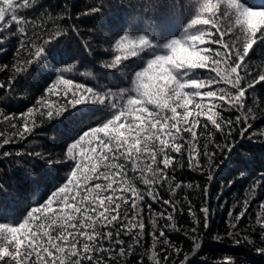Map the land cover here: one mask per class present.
<instances>
[{"label":"snow or ice","instance_id":"snow-or-ice-1","mask_svg":"<svg viewBox=\"0 0 264 264\" xmlns=\"http://www.w3.org/2000/svg\"><path fill=\"white\" fill-rule=\"evenodd\" d=\"M38 2L0 0V33L13 23L16 26L14 63L11 67L0 66V72L12 73L9 89L17 74L46 60L52 43L65 34L60 22L71 19L67 6L63 14L47 16L51 27L43 20H30L22 14ZM172 7L174 27L159 31L154 27L136 33L126 30L114 39L111 51L115 54L101 66L116 70L128 86L78 82L72 77L88 78L92 73L81 72L77 63L66 64L56 69L46 94L26 112H0V149L27 139L39 126L38 119L40 124L50 122L81 105L98 106L107 113L106 119L90 123L70 141L61 158L48 157L49 163L68 165L63 182L46 199L30 207L20 222H0V264H126L134 247L142 245L145 223L138 204L146 196L161 205L159 212H153V203L147 204L152 226L148 260L151 264H169V249L179 255L181 249L165 231L177 230L174 215L179 200L175 195L184 187L200 186L179 181L177 170L187 166L202 175L206 173L210 183L217 152H231L233 147L227 142L218 143L217 133L227 141L242 120L245 126L239 128L241 136L252 127L247 123L251 109L243 117L225 118L221 113L241 112L249 90L264 82V73L248 79L252 72L245 62L253 45L264 42V8L245 6L242 0H196L195 12L185 17L181 0H175ZM103 9V0H99L81 14L101 13ZM72 30L77 31L75 26ZM3 43L0 35V44ZM135 58L139 64L126 72V62ZM65 74L71 76L66 78ZM3 88L5 84L0 81V89ZM49 96L56 97L55 102ZM201 117L206 118L204 123ZM173 152L177 156H172ZM21 155L6 149L0 152V158ZM27 155L46 158L40 152ZM129 172L133 173L131 179ZM262 180L264 174L257 183ZM133 181L144 189L135 187ZM161 189L172 198L163 199ZM203 194L205 203L199 211L207 228V185ZM248 207L245 201L236 216L229 212L227 235L234 243L246 239L237 225ZM260 207L264 208V204ZM188 214L196 226L185 229V235L197 233L200 225V216L191 201ZM161 220L168 223L160 224ZM256 224L264 241V217L257 216ZM122 236L131 239L126 244ZM190 238L198 247V237ZM157 244L162 245L160 251L156 250ZM258 250L264 252V247ZM160 252L164 253L162 257ZM143 259L141 256L139 264H143ZM187 259L185 255L180 264Z\"/></svg>","mask_w":264,"mask_h":264},{"label":"trees","instance_id":"trees-1","mask_svg":"<svg viewBox=\"0 0 264 264\" xmlns=\"http://www.w3.org/2000/svg\"><path fill=\"white\" fill-rule=\"evenodd\" d=\"M99 0H39V2L22 14L28 19L43 20L52 26L47 20L48 15L57 16L68 9L71 19L61 21V26L66 29L65 34L54 41L47 50L46 60L33 63L26 72L16 75L12 81V88L7 87L11 72H0V81L5 88L0 89V112L5 114L24 113L35 105L36 100L45 95L46 87L55 79L56 69L66 64L77 63L79 70L89 71L91 77H72L78 82H84L90 86L97 82L128 86L127 80L116 70L104 69L101 64L105 60L113 58L111 45L114 39L123 31L134 33L156 28L158 31L175 26V17L172 15V7L175 0H103L104 9L101 13L82 15L88 8ZM245 6L262 9L264 0H242ZM196 0H181L185 17H190L195 12ZM223 8V6H222ZM75 26L77 31L72 30ZM179 26L175 31L179 33ZM15 23L9 29L0 33L4 37V43L0 44V66H12L14 52L17 45ZM225 39H228L226 37ZM88 45L87 49L85 45ZM108 49L109 51H105ZM253 77L264 73V42H258L249 50L245 61ZM126 72H131L139 64L138 58L126 62ZM243 75V73H241ZM66 78L71 74H65ZM95 77V79H93ZM244 109L237 112H222L225 117L235 118L237 115H248L247 123L252 127L243 136L239 134V128L245 126V121L236 127L229 140L225 141L219 133L216 140L220 144H231V152H217L215 157L213 178L209 183L207 174H201L190 170L187 166L177 170V179L184 184L192 183L199 188L190 189L184 187L177 190L175 199L179 200L177 212L174 215L176 229H165L166 235L172 243L181 249L179 255L168 250L169 264L175 260L180 264L185 255L188 259L185 264H264V252L258 249L264 247L261 241V229L256 224L257 216L264 217V180H257L264 174V82L249 90L246 94ZM255 98V99H254ZM55 102L56 97L49 96ZM220 111L219 108L216 109ZM107 113L101 112L98 106L81 105L71 109L63 116L50 122L40 124L37 120L36 127L25 140L5 146L10 152H21L20 157L12 156L0 158V222H20L28 209L46 199L57 185L63 182L69 171L68 165L59 162L49 163L48 157L57 159L62 157L65 146L74 140L81 131L90 123L106 119ZM205 117H201L204 123ZM19 126V125H18ZM11 131V129H9ZM199 129L197 134L199 135ZM201 145L204 141L201 138ZM5 149H0V152ZM28 152H40L45 159L38 156H29ZM177 156L176 153H171ZM130 168L131 165L129 164ZM129 179L133 173H128ZM135 187L143 190L144 186L138 181H133ZM208 186L207 206L209 207L208 227L203 226V216L199 209L205 203L203 189ZM160 196L163 199H171L167 191L161 189ZM187 196V199L184 197ZM188 201H191L193 210L200 216V225L197 233L185 235L184 230L195 227L192 217L188 214ZM247 201L249 207L245 217L237 225L241 236L240 243H234L233 238L227 235L230 222L229 212L236 216L243 203ZM153 203L147 196L138 204L143 209L145 228L141 246H135L132 254L126 258V264H139L143 256V264H151L148 253L151 251L152 226L148 219L147 204ZM168 211L171 208L164 206ZM182 209V211H181ZM161 205L153 203V212H159ZM160 224L168 223L161 220ZM198 237L199 246H194L190 236ZM126 244L130 237H123ZM162 245L157 244L156 250L160 251ZM161 257L164 255L160 252Z\"/></svg>","mask_w":264,"mask_h":264}]
</instances>
